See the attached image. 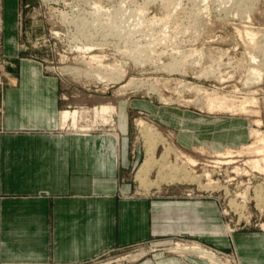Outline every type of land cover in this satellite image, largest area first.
Returning a JSON list of instances; mask_svg holds the SVG:
<instances>
[{
	"label": "rangeland",
	"instance_id": "obj_1",
	"mask_svg": "<svg viewBox=\"0 0 264 264\" xmlns=\"http://www.w3.org/2000/svg\"><path fill=\"white\" fill-rule=\"evenodd\" d=\"M98 15L100 20L91 23ZM110 15H116V24L122 26L114 29ZM84 44L91 49H80ZM8 52L17 54L15 60L40 64L44 75L62 84L63 109L88 112L81 127L117 130L131 137L137 158L127 179L134 193L212 198L220 206L230 240L238 230L264 233V202L258 203L256 192L258 187L264 188V171L251 163L264 156L255 149L264 142L251 135L253 128L264 136V0H0V63L9 62ZM66 66L80 67L87 75L83 71L66 74ZM99 71L121 80H99ZM8 74L0 72V82L9 79ZM129 82L142 88L122 93L120 87ZM161 96L169 98V103ZM210 96L225 97L235 107L228 112H207L201 104ZM100 106H107L109 112H91ZM194 117L212 122L211 128H230L232 119L246 127L241 145L229 147L242 152L231 157L223 155L227 149L179 145L177 129L188 124L186 121L183 127L179 121ZM140 118L157 125L164 136L156 149L161 165L150 172L148 181L191 169L201 178L162 181L149 190L142 187L136 178L145 157ZM253 143L254 148H247ZM167 147L173 153L160 159ZM175 153L195 158L197 165L186 167ZM207 173L214 181L212 190L206 186ZM247 190L245 198L242 195ZM232 199L245 208L231 206ZM178 241L182 245L197 242L215 252L224 264H242L232 245L224 249L182 236L165 243H135L83 264H156L162 254L210 264L195 252L175 250Z\"/></svg>",
	"mask_w": 264,
	"mask_h": 264
},
{
	"label": "crops",
	"instance_id": "obj_2",
	"mask_svg": "<svg viewBox=\"0 0 264 264\" xmlns=\"http://www.w3.org/2000/svg\"><path fill=\"white\" fill-rule=\"evenodd\" d=\"M5 55L10 59L0 63V72L10 78L0 82L3 264H83L121 247L176 236L224 249L232 245L242 264H264V233L238 230L230 240L217 200L134 193L127 179L137 158L131 137L62 127V84L44 75L40 64ZM186 121L176 140L187 149L223 151L246 137V127L234 119L230 128H211L202 117L180 125ZM155 261L205 264L165 254Z\"/></svg>",
	"mask_w": 264,
	"mask_h": 264
},
{
	"label": "bare ground",
	"instance_id": "obj_3",
	"mask_svg": "<svg viewBox=\"0 0 264 264\" xmlns=\"http://www.w3.org/2000/svg\"><path fill=\"white\" fill-rule=\"evenodd\" d=\"M111 17L114 18V23H115V24H113L114 29L116 27L118 28V27L122 26V25L116 24V22H117L116 21V19H117L116 15H114V16L110 15V18ZM126 18H130V16L128 15V16H126ZM99 20H100V16L98 15V16L92 18L91 23H95ZM82 22L89 23L86 19H82ZM83 35L86 36L85 33H83ZM80 49L89 51L91 49V46L84 44ZM97 58H98V56L92 57V59H96V60H97ZM63 71L66 74L75 73L77 71L76 75H79L80 71H83V70L80 67L66 66V67H64ZM82 74L87 75V72L83 71ZM258 74H259V72H258ZM96 75H97V78L99 80H103V81L111 80V81H113V83H119V81L121 80V77H116V76L108 77V74H104L101 71L96 73ZM140 88H142L141 85L135 84L134 82H129V83L123 85L122 87H120V91L125 94V92L129 91V89L130 90L134 89V91H137ZM153 91L154 90L151 89L149 94L153 93ZM160 98L165 103H169L168 102L170 100L169 98H165L162 96ZM201 105H202V108L205 109L207 112H213V113L218 112V111H223V112L232 111L233 108L235 107L234 105L230 104L225 97H219V96H210L208 98V100H206ZM242 109H245V107L243 106ZM97 110H99V111L97 112ZM91 112H94V113L97 112L99 114L100 113L104 114V113H108L109 109L107 106H100L99 109H93ZM85 113H88V112L86 110H81L78 108L63 110L61 113V116H60L62 127H71V128H75V129L81 128L86 132L90 131L91 127H86V126L81 127L80 122H82L81 120L83 119ZM138 125L141 127L140 129L143 132V136L145 138V140H144V142H145V157H144L141 165L139 166V169H138L137 174H136V178H137V180L140 181L142 187L146 188V190H149L150 188H152L155 185L159 186L162 183V181L174 182L176 180L178 182H183V181L193 182L194 180L201 178V177L195 176L194 169H191V171L190 170L189 171L182 170L181 172L176 173L175 175L170 174L169 178L160 175L158 181L157 180H152L151 182H150V180L148 181V177L150 175V172L153 171V169L156 168V166L161 165L158 162L159 160L156 156V149H157L158 142L160 140H163L164 136L160 135V132H159L160 128L157 125H155L153 123L151 124L148 121L144 120L143 118H140V120H138ZM113 133L116 137H118V138L120 137V134H119V132H117V130H114ZM251 135L258 137L259 142H264V136H261V133L259 132V130L251 128ZM254 143L247 145V148H249V149L254 148L255 147ZM243 147H245V146H243ZM255 149H256L258 154H264V146L255 147ZM241 152H242V150H238V149L234 150L232 148H228L227 151L223 155L226 154L227 156L233 157L234 155H237ZM171 153H173V149H171V147L165 148L164 153L160 159L168 158ZM175 154H176V160L182 161L186 167L189 164L191 165V167L197 165V161L195 160V158H191V157L186 158L184 156V154H181V153H178V154L175 153ZM263 162H264V156H263V159H261V158L255 159L251 163H252V166L254 168L261 170V171H264ZM172 166H175V165H172ZM176 167H178V166H176ZM176 167H174V168H176ZM205 176H207V178L209 179V182L206 184V186L210 187V189L212 190L213 186L211 184L214 181L212 180L210 173L205 174ZM217 183L218 182H215L214 185L217 186ZM258 188L259 189L256 191L257 196H258L257 201H258V203L262 204L264 202V196H263L264 188L262 186L258 187ZM248 195H249V192L247 190L246 192L243 193L242 196L247 198ZM259 200H260V202H259ZM231 206L236 207L237 209L238 208H245L244 203H241V204L237 203L233 199L231 200ZM175 250L195 252L198 255H200L202 258L207 259L210 264H224L218 258V256L216 255L215 252L202 247L197 242H195L192 245H184V244L182 245V243L178 241L177 245L175 246ZM136 256H138V255H134V257H136Z\"/></svg>",
	"mask_w": 264,
	"mask_h": 264
},
{
	"label": "built area",
	"instance_id": "obj_4",
	"mask_svg": "<svg viewBox=\"0 0 264 264\" xmlns=\"http://www.w3.org/2000/svg\"><path fill=\"white\" fill-rule=\"evenodd\" d=\"M1 251H2V237H1V224H0V257H1ZM3 264V263H0Z\"/></svg>",
	"mask_w": 264,
	"mask_h": 264
}]
</instances>
